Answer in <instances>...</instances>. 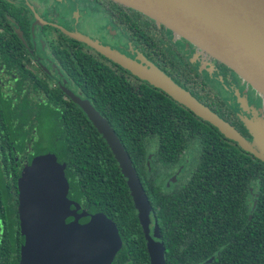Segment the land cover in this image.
I'll return each mask as SVG.
<instances>
[{
    "label": "trees",
    "instance_id": "1",
    "mask_svg": "<svg viewBox=\"0 0 264 264\" xmlns=\"http://www.w3.org/2000/svg\"><path fill=\"white\" fill-rule=\"evenodd\" d=\"M7 33H0V264H22L18 180L35 156L47 153L67 165L69 199L89 214H106L118 227L123 247L113 264H152L126 179L106 141L72 99L48 90L40 99L22 96L27 80L18 75L32 72L24 64L27 49ZM63 56L59 51L61 61ZM142 56L250 137L242 119L209 89L192 90L183 82L186 73L174 74ZM80 62L87 68L91 63ZM112 73V84L99 96L104 102L88 101L113 127L141 179L167 264H264V163L166 93L145 83L137 91L131 85L121 90ZM29 82L28 89L41 91ZM180 164L187 170L167 189Z\"/></svg>",
    "mask_w": 264,
    "mask_h": 264
},
{
    "label": "water",
    "instance_id": "2",
    "mask_svg": "<svg viewBox=\"0 0 264 264\" xmlns=\"http://www.w3.org/2000/svg\"><path fill=\"white\" fill-rule=\"evenodd\" d=\"M168 28L215 58L264 98V0H112ZM132 74L143 76L226 139L264 163V119L253 122L262 153L250 139L219 117L157 66L139 55H121L79 33L66 32ZM85 112L112 151L126 179L145 233L152 264H167L164 241L150 200L124 145L113 127L88 100L67 92ZM248 132L250 118H242ZM250 134V133H249ZM67 165L55 154L36 156L18 181L22 264H112L123 247L119 229L106 214H89L69 199Z\"/></svg>",
    "mask_w": 264,
    "mask_h": 264
},
{
    "label": "flooded vegetation",
    "instance_id": "3",
    "mask_svg": "<svg viewBox=\"0 0 264 264\" xmlns=\"http://www.w3.org/2000/svg\"><path fill=\"white\" fill-rule=\"evenodd\" d=\"M70 3H78L82 10H89L82 16L83 25L77 24L78 19L81 21V13L72 11ZM92 17L99 19L101 24L98 27H94ZM0 21V33L8 32L10 36L19 37L27 49L24 64L32 72L18 75L19 80H27L22 84V96L30 93L40 99L47 96L46 93L50 95V91L52 96L71 100L69 92L98 106L97 97L112 84L113 71L120 79L121 90L131 85L137 91L144 85L143 81L109 58L73 40L66 34L70 31L99 39V42L103 40V45H109V38L119 39L124 47L116 49L122 53L133 54L134 57L144 55L169 72H180L182 76L186 73L183 82L188 88L209 89L212 97L216 96L224 108H230L239 119L242 117L240 114L251 117L255 109L262 112L264 108V98L230 68L187 40L176 37L150 17L112 0H0ZM59 51L64 55L62 61L58 57ZM197 51L200 55L193 57ZM173 55L180 57V64L170 58ZM81 59L91 61L89 68L80 62ZM29 80L39 84L41 91L28 89ZM213 82L219 91L212 86ZM12 84L14 86L16 81ZM221 87H225L224 91L230 93L232 99L222 97ZM99 101L103 103L104 99L99 97ZM107 108L113 107L109 105ZM249 108L254 109L251 111ZM185 166L180 164L165 182L167 189L180 182L187 170ZM251 192V196L256 194Z\"/></svg>",
    "mask_w": 264,
    "mask_h": 264
},
{
    "label": "rangeland",
    "instance_id": "4",
    "mask_svg": "<svg viewBox=\"0 0 264 264\" xmlns=\"http://www.w3.org/2000/svg\"><path fill=\"white\" fill-rule=\"evenodd\" d=\"M70 5H72L71 3H70ZM73 7H71V10L72 11H77V12H79V13H81V21H79V19H78V21H77V24H79V25H83V21H82V16H84V14H86V12L87 11H89V10H82L81 9V5L80 4H78V3H76L75 5H72ZM85 9H88L87 7H84ZM91 19H93V25H94V27H98L101 23L99 22V19L98 18H94V17H92ZM70 32V31H69ZM72 33H75V32H72ZM80 35H83V34H80ZM83 36H85V37H87V38H89V39H91V40H95V41H98L97 39H93V38H91V37H88V36H86V35H83ZM103 40H101L100 41V43L102 44L103 42H102ZM103 45V44H102ZM110 45V46H109ZM109 45H104V46H107V47H111L112 49H116V48H123L124 47V45H123V43H122V41L121 40H119V39H117V40H114L113 38H109ZM88 46V45H87ZM88 47H90V46H88ZM91 48V47H90ZM94 49V48H93ZM95 50V49H94ZM119 53H121V55H124V56H127L128 58H131V59H134V60H136L137 58H138V56L137 57H134V55L132 54V55H130V56H128V55H126L125 53H122L119 49H116ZM96 52H100V51H97V50H95ZM101 54V53H100ZM200 54H199V52L197 51V52H195V53H193L192 54V56L193 57H198ZM106 57V56H105ZM120 66V65H119ZM128 71V70H127ZM130 72V71H129ZM130 74H132L131 72H130ZM132 75H134V74H132ZM135 77L137 78V79H139V80H141V81H143L146 85H149V86H151V87H154V86H152V84H150V82L149 81H147L143 76H141V75H136L135 74ZM221 85H223V86H225V84L224 83H222ZM212 86H214V88H216V90L217 91H219V89L217 88V84L215 83V82H213L212 83ZM160 90V89H159ZM225 87H221L220 88V91H221V94H222V97H225V98H231V94L230 93H226L225 91ZM160 91H162V90H160ZM163 92V91H162ZM232 99V98H231ZM239 109H241V108H239ZM252 109H254V108H249V110H251L252 111ZM241 111H242V113L244 112L242 109H241ZM241 116H242V118H250V117H248L247 115H242V114H240ZM262 118L264 119V108H263V110H262V112H260V110H258V109H255V111H254V113H253V115L251 116V120H249L252 124H251V126H250V128H249V130L251 131V132H249L250 133V137L248 138V139H250L249 141H247L246 140V142L247 143H249V144H251V146H253L257 151H259V152H261L262 153V147H261V144L258 142V135L254 132V129H253V127H252V125L254 124L253 122H256V123H260L261 121H262ZM228 140V139H227ZM230 141V140H229ZM233 142V141H232ZM239 147V146H238ZM240 148V147H239Z\"/></svg>",
    "mask_w": 264,
    "mask_h": 264
}]
</instances>
